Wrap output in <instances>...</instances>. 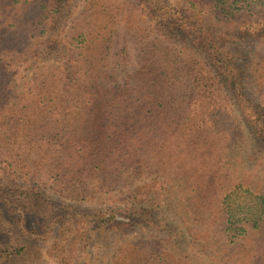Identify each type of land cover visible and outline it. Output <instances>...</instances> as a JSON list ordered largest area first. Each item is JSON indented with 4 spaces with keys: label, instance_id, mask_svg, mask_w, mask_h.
<instances>
[{
    "label": "trees",
    "instance_id": "16d2710c",
    "mask_svg": "<svg viewBox=\"0 0 264 264\" xmlns=\"http://www.w3.org/2000/svg\"><path fill=\"white\" fill-rule=\"evenodd\" d=\"M112 247L264 264V0H0V264Z\"/></svg>",
    "mask_w": 264,
    "mask_h": 264
},
{
    "label": "rangeland",
    "instance_id": "374dc122",
    "mask_svg": "<svg viewBox=\"0 0 264 264\" xmlns=\"http://www.w3.org/2000/svg\"><path fill=\"white\" fill-rule=\"evenodd\" d=\"M134 49L131 47V52H132V57H134ZM32 222V220L30 221ZM148 235L150 234L149 231H144V232H137L136 234L133 235ZM113 253H114V248H110L108 250H104L100 252V255L98 257V263L99 264H112L113 262Z\"/></svg>",
    "mask_w": 264,
    "mask_h": 264
}]
</instances>
